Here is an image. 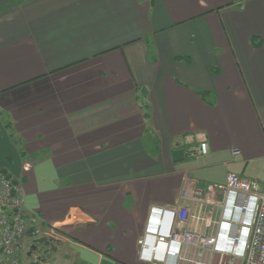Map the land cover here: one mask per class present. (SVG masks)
<instances>
[{
	"label": "crops",
	"instance_id": "crops-1",
	"mask_svg": "<svg viewBox=\"0 0 264 264\" xmlns=\"http://www.w3.org/2000/svg\"><path fill=\"white\" fill-rule=\"evenodd\" d=\"M1 167L62 235L48 264H161L139 258L152 207L219 222L196 190L264 182V0H0ZM198 252L176 264H242Z\"/></svg>",
	"mask_w": 264,
	"mask_h": 264
},
{
	"label": "built area",
	"instance_id": "built-area-1",
	"mask_svg": "<svg viewBox=\"0 0 264 264\" xmlns=\"http://www.w3.org/2000/svg\"><path fill=\"white\" fill-rule=\"evenodd\" d=\"M188 153L205 156L207 145L201 142L191 146ZM232 154L237 155L238 151L233 150ZM22 196L21 184L0 170V264H20L19 253L25 236L62 238L58 228H38L34 217L25 216ZM192 201L229 211L232 216L212 222L200 214L189 216L188 209L182 207H152L145 231L137 242L141 261L167 264L166 259L170 258L176 264L185 260L182 247L188 245L199 249V258L204 252L214 251L230 259L239 258L242 264H264V182L227 173L224 185L207 186L204 196L196 190ZM189 217L205 226L216 225V235L186 229Z\"/></svg>",
	"mask_w": 264,
	"mask_h": 264
},
{
	"label": "water",
	"instance_id": "water-1",
	"mask_svg": "<svg viewBox=\"0 0 264 264\" xmlns=\"http://www.w3.org/2000/svg\"><path fill=\"white\" fill-rule=\"evenodd\" d=\"M183 153L181 151H174L172 156L175 162L182 160ZM57 243L52 238L39 237L32 240V244L29 252L27 253V259L29 264H48L50 261V253L55 252L53 245Z\"/></svg>",
	"mask_w": 264,
	"mask_h": 264
},
{
	"label": "trees",
	"instance_id": "trees-1",
	"mask_svg": "<svg viewBox=\"0 0 264 264\" xmlns=\"http://www.w3.org/2000/svg\"><path fill=\"white\" fill-rule=\"evenodd\" d=\"M253 44L256 46V47H259L260 46V42L258 41V40H256V39H253ZM144 111L146 112L145 113V115H144V117L145 118H147L148 117V108H147V106H145L144 107ZM148 142H151V141H149V139L148 138H143V140H142V143L143 144H149ZM148 149V147H146V150Z\"/></svg>",
	"mask_w": 264,
	"mask_h": 264
},
{
	"label": "rangeland",
	"instance_id": "rangeland-1",
	"mask_svg": "<svg viewBox=\"0 0 264 264\" xmlns=\"http://www.w3.org/2000/svg\"><path fill=\"white\" fill-rule=\"evenodd\" d=\"M1 168H3V169H1V170H4L5 171V169H6V171H7V168L6 167H1ZM8 172V171H7Z\"/></svg>",
	"mask_w": 264,
	"mask_h": 264
}]
</instances>
